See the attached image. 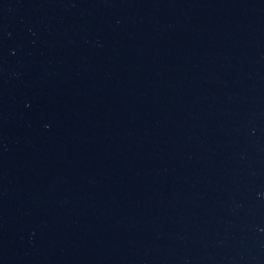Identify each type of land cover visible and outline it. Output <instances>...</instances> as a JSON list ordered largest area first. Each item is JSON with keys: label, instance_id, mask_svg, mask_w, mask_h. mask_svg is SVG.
Returning a JSON list of instances; mask_svg holds the SVG:
<instances>
[{"label": "water", "instance_id": "95a60500", "mask_svg": "<svg viewBox=\"0 0 264 264\" xmlns=\"http://www.w3.org/2000/svg\"><path fill=\"white\" fill-rule=\"evenodd\" d=\"M0 264H264V0H0Z\"/></svg>", "mask_w": 264, "mask_h": 264}]
</instances>
